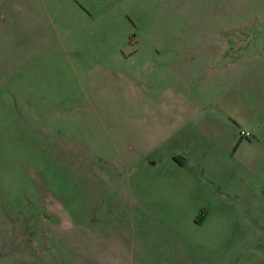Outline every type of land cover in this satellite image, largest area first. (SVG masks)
I'll return each mask as SVG.
<instances>
[{"label": "rangeland", "instance_id": "1", "mask_svg": "<svg viewBox=\"0 0 264 264\" xmlns=\"http://www.w3.org/2000/svg\"><path fill=\"white\" fill-rule=\"evenodd\" d=\"M88 3L0 0V264H264V0Z\"/></svg>", "mask_w": 264, "mask_h": 264}, {"label": "crops", "instance_id": "2", "mask_svg": "<svg viewBox=\"0 0 264 264\" xmlns=\"http://www.w3.org/2000/svg\"><path fill=\"white\" fill-rule=\"evenodd\" d=\"M79 3L81 4L80 7H79V11L80 12H77L76 14L78 16L81 17V15H84L86 14V12H88L89 14H92L93 11H95V9L90 5V0H78ZM104 2H106L107 0H102Z\"/></svg>", "mask_w": 264, "mask_h": 264}, {"label": "built area", "instance_id": "3", "mask_svg": "<svg viewBox=\"0 0 264 264\" xmlns=\"http://www.w3.org/2000/svg\"><path fill=\"white\" fill-rule=\"evenodd\" d=\"M242 136L248 138V137H251V134L249 132L243 131Z\"/></svg>", "mask_w": 264, "mask_h": 264}]
</instances>
